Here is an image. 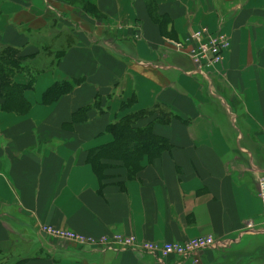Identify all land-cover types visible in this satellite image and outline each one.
Listing matches in <instances>:
<instances>
[{"label": "crops", "instance_id": "obj_1", "mask_svg": "<svg viewBox=\"0 0 264 264\" xmlns=\"http://www.w3.org/2000/svg\"><path fill=\"white\" fill-rule=\"evenodd\" d=\"M67 4L0 0V43L23 58L11 81L27 102L12 106L0 82V264H227L235 253L264 264V0ZM203 26L230 42L207 79L185 53ZM56 83L69 89L43 97ZM139 110L133 125L164 147H100L111 122ZM46 224L219 243L159 258L57 239Z\"/></svg>", "mask_w": 264, "mask_h": 264}, {"label": "built area", "instance_id": "obj_2", "mask_svg": "<svg viewBox=\"0 0 264 264\" xmlns=\"http://www.w3.org/2000/svg\"><path fill=\"white\" fill-rule=\"evenodd\" d=\"M185 43L189 46L185 53L193 64L189 72L205 79L209 78V70L223 60L224 52L230 44L225 33L221 31L209 32L205 26L192 30L185 38ZM174 44L180 49L184 46L182 42ZM257 182V194L261 201V215L264 221V172L259 175ZM252 224L253 222L248 220L245 230H253ZM39 230L57 239L94 247L101 251L131 249L149 253L159 258L170 254L187 257L195 254L200 249L215 247L219 243V240L211 234L197 235L184 241L159 242L139 240L134 235H125L118 232L104 234L99 237L86 236L71 229L59 228L50 224L39 226Z\"/></svg>", "mask_w": 264, "mask_h": 264}, {"label": "trees", "instance_id": "obj_3", "mask_svg": "<svg viewBox=\"0 0 264 264\" xmlns=\"http://www.w3.org/2000/svg\"><path fill=\"white\" fill-rule=\"evenodd\" d=\"M62 1L68 4L71 2V4H73V2L77 0ZM63 50L64 49H57L55 56L58 57ZM22 59L23 58L18 55L17 49L8 44L0 43V82L1 87L4 89L3 96L9 98L10 102L8 103H12V106L15 105L16 107L27 105V102L20 98L22 97L21 91L24 90L26 86L11 81L13 73L19 69V67H22ZM34 66L37 68L36 64H34ZM31 76L34 78L33 72ZM26 84L28 83L26 82ZM30 84H32V79L29 80V85ZM65 89H69L68 84L56 83L44 90L43 97L57 95ZM145 112L147 111L139 110L111 122L109 124V132L112 136V140L108 144L100 147H164L165 143L161 138L159 139L153 134L150 127H138L133 125L141 114ZM246 258H250V254L235 253L228 259L229 262L227 264H241Z\"/></svg>", "mask_w": 264, "mask_h": 264}, {"label": "rangeland", "instance_id": "obj_4", "mask_svg": "<svg viewBox=\"0 0 264 264\" xmlns=\"http://www.w3.org/2000/svg\"><path fill=\"white\" fill-rule=\"evenodd\" d=\"M67 5H68V6H65V8H66L67 10H68V9L70 10V8H68V7H69V4H67Z\"/></svg>", "mask_w": 264, "mask_h": 264}]
</instances>
